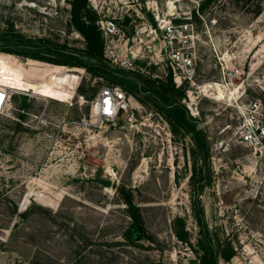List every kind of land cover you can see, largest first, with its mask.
Listing matches in <instances>:
<instances>
[{"label":"rangeland","instance_id":"1","mask_svg":"<svg viewBox=\"0 0 264 264\" xmlns=\"http://www.w3.org/2000/svg\"><path fill=\"white\" fill-rule=\"evenodd\" d=\"M70 1L0 0V31L9 21L27 38L83 49ZM89 1L119 27L109 54L135 58L125 69L105 56L112 67L156 80L172 71L176 84L172 49L193 55L182 103L207 135L208 156L197 158L191 135L175 133L144 92L123 88L129 111L103 120L93 110L101 88L121 85L0 51V84L22 89L0 110V264H201L193 206L201 166L205 223L215 243L235 248L219 264H264V150L235 135L239 105L258 100L264 110V0ZM206 83L222 92L202 91ZM123 192L142 215L134 241L124 235L133 220Z\"/></svg>","mask_w":264,"mask_h":264},{"label":"trees","instance_id":"2","mask_svg":"<svg viewBox=\"0 0 264 264\" xmlns=\"http://www.w3.org/2000/svg\"><path fill=\"white\" fill-rule=\"evenodd\" d=\"M70 3V23L83 35L85 48L65 50L63 45L54 46L50 43H44V40L41 39L35 41L18 33L14 28V24L8 21L9 26L0 31V51L55 63L80 66L94 75L103 76L109 81L121 85L122 89L125 88L131 93L140 94L144 92L145 97L152 102L154 108L166 117L175 133L183 131L185 134L191 135L195 156L206 159L209 152L207 135L200 126L199 120L192 118L188 109L182 103L185 88L175 84L172 71L168 73L166 80H156L140 71L133 72L112 67L104 54L105 38L100 27V17L97 11L91 6L89 0H71ZM45 52L52 53L55 56H46ZM195 174L197 180L193 181V184L199 194L201 182L206 176V166L196 169ZM121 194L126 203L128 214L133 220L124 235L129 241H134L136 239L134 228L137 226V230H139L142 224L140 207L134 203L132 193L123 192ZM198 194L193 197V206L200 227L197 240L200 262L201 264H219L220 258L229 262L235 255V248L230 241L224 243L221 240L217 243L213 241L205 223ZM182 231L186 233L184 229ZM183 233L176 229V234L180 239H186Z\"/></svg>","mask_w":264,"mask_h":264},{"label":"built area","instance_id":"3","mask_svg":"<svg viewBox=\"0 0 264 264\" xmlns=\"http://www.w3.org/2000/svg\"><path fill=\"white\" fill-rule=\"evenodd\" d=\"M99 23L105 38V56L109 57L114 64L122 68L135 69V58L128 57L127 55L123 56L116 50H112L109 54V46L111 42H114L113 40L115 36L119 34V27L116 20L113 18H102L99 20ZM168 33H174L172 25L168 27ZM152 49L153 44L151 43L147 44L144 48V50L148 51H152ZM170 59L177 86H181L183 82L187 80L194 82L196 60L192 54H185L184 52L173 48L170 53ZM19 90L22 89L7 87L0 84V110H2L11 100L13 92H18ZM193 93V90H188L187 97L185 98V101H187V105L191 110L193 109ZM187 99H190V102H188ZM97 104H99V108L95 110ZM238 109L241 114V121L235 131L237 140L240 143L254 146L258 150L263 151L264 110L262 108L261 102L255 100L248 104H241L238 106ZM93 110L96 111V114L101 119L114 121L129 111V99L121 86L105 84L101 88L98 99L94 102ZM248 252L249 248L243 247L242 251L239 253L245 254Z\"/></svg>","mask_w":264,"mask_h":264},{"label":"bare ground","instance_id":"4","mask_svg":"<svg viewBox=\"0 0 264 264\" xmlns=\"http://www.w3.org/2000/svg\"><path fill=\"white\" fill-rule=\"evenodd\" d=\"M1 85H5V84H1ZM215 85L217 86L216 91L222 92V89L218 86L219 84H217V83H206V84H204L202 86L203 91L210 92L215 87ZM5 86H7V85H5ZM7 87H10V86H7ZM12 88H14V87H12ZM17 89H19V88H17ZM212 92H213V90H212ZM98 108H99V104L96 105L95 110Z\"/></svg>","mask_w":264,"mask_h":264}]
</instances>
